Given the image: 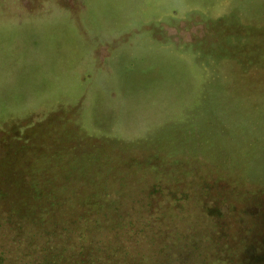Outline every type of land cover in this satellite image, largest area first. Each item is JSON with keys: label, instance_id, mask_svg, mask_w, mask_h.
Here are the masks:
<instances>
[{"label": "rangeland", "instance_id": "1", "mask_svg": "<svg viewBox=\"0 0 264 264\" xmlns=\"http://www.w3.org/2000/svg\"><path fill=\"white\" fill-rule=\"evenodd\" d=\"M3 180L264 264V0H0Z\"/></svg>", "mask_w": 264, "mask_h": 264}, {"label": "trees", "instance_id": "2", "mask_svg": "<svg viewBox=\"0 0 264 264\" xmlns=\"http://www.w3.org/2000/svg\"><path fill=\"white\" fill-rule=\"evenodd\" d=\"M246 31L252 33L251 29ZM29 184L24 192L20 180L0 181V264H254L249 257L242 261V252L247 247L242 242L232 244L233 236L229 240V235L224 234L228 225L223 242L214 234L216 226H211L209 237L213 243L207 246L210 256L202 255L206 247L199 242L204 235L187 241L188 246L183 243L186 247L179 250L173 247L172 253L170 246L160 242L158 236L161 238L167 231L177 235L174 226H169L170 230L156 228L147 216H136L133 220L127 216L126 220L111 202H108L110 210L103 207L99 209L101 212L87 215L55 212L59 205L52 188ZM166 220L162 222L164 227ZM168 221L170 225L178 224L173 219ZM25 222L33 227L28 229L32 232L23 229ZM151 224L150 233L145 235L144 230L149 231ZM179 239L184 242L182 236ZM186 248L192 251L181 256ZM195 254L201 255L200 263L198 259L189 261Z\"/></svg>", "mask_w": 264, "mask_h": 264}]
</instances>
